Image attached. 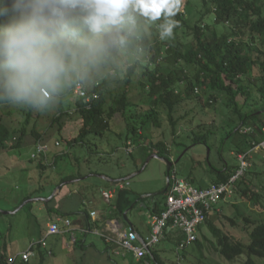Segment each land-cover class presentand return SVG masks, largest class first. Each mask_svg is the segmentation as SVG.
Instances as JSON below:
<instances>
[{
    "label": "trees",
    "instance_id": "obj_1",
    "mask_svg": "<svg viewBox=\"0 0 264 264\" xmlns=\"http://www.w3.org/2000/svg\"><path fill=\"white\" fill-rule=\"evenodd\" d=\"M184 6L186 9L193 6L196 14L191 15L189 9V16L185 15L186 10H184L185 14L180 12L177 20L180 21L181 27L175 29V39L171 42H162L154 38L150 48V61L142 67V80L139 82V87L145 95L143 101L145 106H143L148 109L140 113L139 109L143 106L133 104L130 99L129 90L133 83V76L136 74L130 73L126 79L118 82L122 84V89L115 96H112L113 91L109 89L113 85L102 84L91 89V94L97 93L98 98L90 106L78 98L76 111L81 119L79 132L73 137L63 135L60 137L66 140L70 148L80 145L85 152L90 154L95 152L99 155L95 148L98 145L92 142L91 137H104L112 130L111 123L119 115L124 118L126 124V134H119L121 145L125 148L130 145L134 147V150L127 154L138 171L145 166V160L152 154L171 161L173 153L171 147L175 144L176 147L185 149L188 147L183 143L185 140L190 139L192 145H203L210 150L215 148L217 141L219 150L230 140L228 142L231 143L236 159L240 154L251 152L247 158L250 167L236 184L234 193L253 200L255 205H259V194L252 192L245 181L249 178L247 175L250 169H255L251 164L254 148L264 139V0H187ZM210 15H214L212 23L206 22ZM220 26L225 27L224 32H219ZM240 97L244 98L242 105L239 102ZM220 98H224L222 103L227 108L228 115L221 126V136L218 140L216 137L219 131L213 128L216 127L213 124L212 127L198 124L199 130L185 136L182 140H176L180 137V123L186 121L192 112L179 115L178 111L183 110L186 103L198 106L203 112ZM3 106L5 105H0V108ZM136 110L140 113L139 117ZM35 112L30 109L25 112V120L19 130L12 127L3 117L0 118V153L8 149H20L25 137L30 135L34 137L36 143L42 142L43 134L37 130L36 121L43 112ZM162 114H166L168 118L174 141L171 144H168L166 140L150 144L148 141L151 140L152 128L162 127ZM68 115L69 113L63 109V103H61L58 106V112L52 118L50 127L60 126L62 119ZM247 128H251L253 132H246ZM13 142L14 144L11 145ZM117 148H119L118 145ZM260 151L264 153V150L260 149ZM136 153L143 159L140 164H138ZM58 157L53 166L57 165ZM262 157L264 159V155ZM46 159L43 156L31 157V162L36 163L35 166L37 165L41 174L40 178L48 180L45 174L53 168L48 165ZM92 161L90 159L89 164ZM203 162L204 160L200 159L198 165H202ZM253 163L256 162L253 161ZM239 167V160L235 164L224 162L220 168L211 165L210 171L214 174L211 183L227 182ZM174 170L175 167H171L170 173L172 174ZM90 174L100 175L101 173L93 170L88 173L79 171L63 177L58 186L66 181L79 180ZM186 180L193 183L191 177ZM44 189L45 187L40 190ZM167 194L168 192H165L155 197L141 198V195H134L128 188L120 189L116 193L114 202H110L108 218H117L123 222L124 213L130 210L128 212L130 219L131 212L141 203L149 210V215L160 213L165 209ZM32 197L30 195L24 198L20 204ZM224 202L220 203L222 205H219V210H214L204 223L216 240L215 251L225 259L223 264H264V219L252 220L250 216L238 211V208L234 217H231L226 213ZM259 207L264 206L260 204ZM25 208L30 209L32 205L29 204ZM49 212L61 214V210L55 208L50 209ZM83 214L90 230L99 226V222H92L90 212L84 210ZM217 220H227L231 230L225 231L223 227L216 224ZM238 227L249 237L248 243L242 236L235 233ZM201 232L202 227L199 233ZM203 237L204 240H209L204 234ZM39 238L43 239V232L40 233ZM181 239L182 236L178 233L175 239L168 237L165 240L175 241L178 247ZM194 244L196 249L202 251L203 244L199 238ZM105 245L108 246L106 243ZM157 246L140 264H145L146 261L149 264H167ZM33 250L35 256L30 260H23L21 256H10L6 242L0 243V264H42L48 252L39 244H36ZM240 260L245 262L239 263ZM133 263L135 260L131 257L130 264Z\"/></svg>",
    "mask_w": 264,
    "mask_h": 264
},
{
    "label": "rangeland",
    "instance_id": "obj_2",
    "mask_svg": "<svg viewBox=\"0 0 264 264\" xmlns=\"http://www.w3.org/2000/svg\"><path fill=\"white\" fill-rule=\"evenodd\" d=\"M186 1L187 0H185V3ZM188 9L191 12V15L196 14L195 8L193 6H189ZM188 9L183 6L181 13L185 14L184 10H186L185 15L189 16L190 14L188 13ZM175 19H177V16ZM213 19L214 15H210L206 19V22L212 23ZM227 27L228 25L226 28ZM224 31L225 27L220 26L219 32ZM191 39L192 38H190V40ZM184 40L187 39L184 38ZM141 77V71L133 76V83L129 90V97L133 104L145 106V103H143L145 95L139 87V82L142 80ZM117 84L118 82L109 87V89H112L113 91L112 96H115L122 89V84H118V86ZM222 100H224V98H220L219 101L214 103L212 107L207 108L203 112L198 106H193L191 103H186V105L183 106V110L180 109L178 111L179 115H186L187 112H192L189 114V117H187L186 121H182L180 123V137H177L176 140H182V138H185V136L199 130L198 124H204L211 127L213 124L216 126L217 128H213L218 129L219 131L218 136L216 137L218 140L221 136V126H223L224 121L227 120L226 116L228 115V110L223 105ZM77 101L78 97L75 95V92L72 91L69 93L67 99L62 102L63 109L66 110L69 115L62 119L60 126L56 125L55 127H50L53 116L58 112V107H56L54 110L43 112L36 121L37 130L43 134V143H48L50 146H53V148H56L54 145L56 142L61 143V147L58 148L59 151H57V153H53L55 150L52 148L53 150H50L46 160L48 165H51V168L56 166L54 169H49L45 174L48 179L53 178L51 180L52 182L46 178H40L41 174L36 167L37 165L34 166L36 163L31 162V155L32 152H34L32 147L27 146L18 150L11 149V151H7L8 153L10 152L9 154L0 157L1 211L14 212L19 207V205H21L20 203L22 202L23 198L28 195H32V198H49L50 192L53 191L54 185H56L54 184L55 182H59L60 179L65 175H70L79 171L88 173V166L91 170L100 172L101 174L110 177L115 181L120 180V178L124 179L130 174L132 175L137 173V175L132 176L128 180L130 183L128 189L131 190L134 195L144 196L153 194L156 196L160 194L161 190L165 189L167 181V165L161 159L154 157L153 154L150 155L145 160V168H142V171H138L135 163L132 161L125 149L122 150L121 146L116 149V146L121 145L122 143L120 138L121 135L119 136V134H126V124L124 122V118L120 117L119 115L116 116L115 121L111 123L112 130H110L104 137H91L92 142L99 146V149L95 147L98 152H100L99 155H92L93 153L90 154L85 152V149L83 150V147L80 145H74L72 147L73 152H71L69 155L64 153V150L69 151L70 148L66 144V140L60 136H76L81 126V119L76 111ZM239 102L242 105L244 103V98L240 97ZM144 106L139 109L140 113H144L148 109ZM28 110L29 109L5 105V107L0 111V118L3 117L12 127L19 130L25 120L24 114L25 112H28ZM139 112H136L138 117L140 114ZM161 121V128H152L150 135L151 140L148 141V143L155 144L161 140H166L168 144H171V142L174 141L166 114H162ZM16 138H18L17 134ZM34 141L35 140L32 136H27L25 143L27 145ZM228 141L219 150L217 146L218 141L215 144V148L213 147L212 150L206 149V147L203 145H192L190 139L183 142L188 146L185 149L176 147L174 144L171 148L177 159L175 163L176 172L184 179L191 177L195 187L209 186L212 179L214 178V174L210 171L211 165L216 168H220L224 165V162H228L230 164L237 163L235 153L232 154L233 148L230 145L231 143ZM12 144H14V142L11 143V145ZM115 149V153L112 154L113 150ZM57 155H59L57 165L53 166V160ZM263 155L264 153L261 152L260 149L254 151L251 164L253 167H255V169H250L251 171H249L247 175L249 178H247L245 182L247 185H249V188H251L252 192L259 194V205L262 204L264 206ZM48 158L50 160H48ZM136 158L138 160V164L143 161L139 154L136 155ZM90 159L93 160L92 163L94 164H92V168L90 167L91 164H89ZM200 159L204 160L202 165H198V161ZM253 161L256 163L254 164ZM32 166L34 168H32ZM24 167H29L31 169L28 171V173H22L21 168ZM89 177L68 185L69 190L80 189L82 201L85 203L81 204L78 208L82 211H90L92 208H94L101 213H109L108 211H110L111 207L106 201L105 194H108L109 190L117 189V183L105 181L97 177ZM47 181H49L48 184L46 185L45 189L41 191V184H46ZM97 185L99 187H97ZM93 187L94 189H92ZM113 202L114 200H112V203ZM30 205L36 209V215L39 218V224H45L48 218L47 214L45 211H37L43 206V203L34 202ZM221 205L222 204H220V206ZM224 205L227 209L226 213L231 217H234L238 208V211L245 214L246 216H250L252 220L264 219V207L261 208L259 205H255V201H251L248 198H243L238 193H234L231 197H228L225 200ZM144 206L145 205L141 203L130 214L131 222L134 224V226L142 231H144L147 227V222L149 221L150 217L147 208ZM216 224L223 227L227 232L231 230L227 220H217ZM38 228V224L32 219V217L28 215V209L26 208L22 209L16 214L5 215L0 212V243L6 242L9 248L10 256H16L18 252L27 251L32 240H37ZM235 231V233L243 237L246 243L249 242V237L241 230L240 227L235 229ZM203 234L209 238L208 241L204 240ZM177 235L178 232L175 231H170L167 234L168 237H172L174 239ZM165 239L162 240V242L157 247H159L160 255L167 264H223L225 262V259L215 251L214 244L216 240L213 237L211 230L205 225L202 226V232L199 233V240L203 244L202 251L196 249L194 244L186 251L179 252L175 241H166ZM52 240L53 239H51V241ZM89 240L94 241L100 251H103L106 248V245L103 243V241L93 235L90 236ZM71 252L72 251L70 249L63 247L62 244L55 245L54 254H46V259L42 264H75V257L80 259L81 255L83 254L80 251H76L73 254L75 256L74 257ZM117 258V262L122 264L127 262L126 264H130V260L124 261L119 257ZM79 259L77 260V263L84 264L83 262H80ZM84 262L89 264L87 259L84 260ZM240 262L244 263L245 261L240 260L239 263Z\"/></svg>",
    "mask_w": 264,
    "mask_h": 264
},
{
    "label": "clouds",
    "instance_id": "obj_3",
    "mask_svg": "<svg viewBox=\"0 0 264 264\" xmlns=\"http://www.w3.org/2000/svg\"><path fill=\"white\" fill-rule=\"evenodd\" d=\"M185 0H0V105L48 112L114 85L175 39Z\"/></svg>",
    "mask_w": 264,
    "mask_h": 264
},
{
    "label": "built area",
    "instance_id": "obj_4",
    "mask_svg": "<svg viewBox=\"0 0 264 264\" xmlns=\"http://www.w3.org/2000/svg\"><path fill=\"white\" fill-rule=\"evenodd\" d=\"M74 92L79 99L89 106L98 98L97 93L91 94V90ZM251 131L253 132L251 128L246 129V132ZM55 146L59 148L61 143L56 142ZM258 149L264 150V139L254 148V150ZM50 150L51 146L48 143H37L31 157L43 156L47 158ZM132 151L133 146L130 145L126 152L131 153ZM249 153L239 155L240 167L227 182L212 183L206 188L195 187L186 179L181 178L175 171L172 172L169 179L168 194L165 199V209L160 213L149 215V234L146 238L141 237L135 229H126L120 222L111 218L103 220V228L95 226L92 230L86 228L83 232L100 237L109 246H117L116 250L113 249L115 255L125 257L128 254L137 264L143 262L170 231L181 234L182 239L179 240L177 248L179 251L186 250L198 240L200 228L204 225L208 216L214 210H219L220 203L234 194L236 184L250 167L247 159ZM129 185V181L118 183L120 189L128 188ZM90 215L93 223L99 222L104 217V214L95 209L90 212ZM70 229H72V220L62 218L48 225L46 235H59ZM72 240L73 242L76 241L74 235ZM36 244L46 247L47 241L43 238ZM36 244H32L29 250L21 255L23 260H30L34 257L33 248ZM145 264H149V262L146 261Z\"/></svg>",
    "mask_w": 264,
    "mask_h": 264
},
{
    "label": "crops",
    "instance_id": "obj_5",
    "mask_svg": "<svg viewBox=\"0 0 264 264\" xmlns=\"http://www.w3.org/2000/svg\"><path fill=\"white\" fill-rule=\"evenodd\" d=\"M5 106H3V108H4ZM3 108H0V111H1V109H3ZM31 136V135H30ZM27 138V137H26ZM26 138L23 140V144H22V146L20 147V148H23V147H27V146H29V147H32V149H33V151L35 150V146H36V140L34 141V142H31L30 144H27L26 145V143H25V140H26ZM34 138V137H33ZM96 144V143H95ZM55 145V144H54ZM97 145V144H96ZM119 147L121 146L122 147V150L123 149H125V151H126V149L127 148H125V147H123L122 145H118ZM56 147V146H55ZM99 147V146H98ZM97 147V148H98ZM53 146H51V151L54 149L55 151L53 152V153H57V151H59L58 150V148L56 147V148H53ZM70 148V147H69ZM99 149V148H98ZM13 150V149H12ZM18 150V149H17ZM133 150H134V147H133ZM7 151H11V149H8V150H5V151H3L2 153H0V157H2V156H6L7 154H9ZM62 151V150H61ZM71 152H73V149H72V147L70 148V150L69 151H65L64 150V153H67L68 155L71 153ZM50 153V152H49ZM100 153V152H99ZM115 153V150L112 152V154H114ZM32 154H33V152H32ZM94 155H97L95 152L93 153ZM232 154H234V153H232ZM32 156V155H31ZM57 156H59V155H57ZM57 156H55V158H54V160H53V164H54V162L57 160ZM54 157V156H53ZM63 157H65V156H63ZM47 160V159H46ZM45 160V161H46ZM48 160H50L49 158H48ZM170 161V160H169ZM176 161H177V159H176V157H175V154H173L172 153V158H171V162L173 163V165H172V167L174 166L175 167V163H176ZM178 163V162H177ZM237 163H238V159H237ZM93 163H91V165H90V167L92 168L93 167V165H92ZM35 166V165H34ZM56 167V166H55ZM55 167H53V169L55 168ZM32 168H34L33 166H32ZM31 168H29V167H24V168H21V170H22V173H28V171L30 170ZM87 170H88V172L89 171H91V169L89 168V166L87 167ZM175 172H176V169L174 170ZM173 171V172H174ZM170 172H171V170H170ZM139 173V172H138ZM177 173V172H176ZM170 174L171 173H169V176H170ZM178 174V173H177ZM135 175H137V173H135V174H130V175H128V176H126L124 179H122V178H120V180H117V181H115L114 179L112 180L110 177H107V176H105V175H103V174H100V175H89L90 177H97V178H100V179H103V180H105V181H110V182H116L117 183V185H118V183L119 182H121V181H128L132 176H135ZM179 175V174H178ZM65 176H67V175H65ZM65 176H63V177H65ZM89 176H86V177H84V178H82V179H79L78 181H80V180H84V179H86V178H88ZM101 176H103L104 178H102ZM167 176H168V172H167ZM89 177V178H90ZM182 178V177H181ZM53 179V178H52ZM51 178H49L48 180L49 181H51L52 180ZM62 179V178H61ZM60 179V180H61ZM184 179V178H183ZM49 181H47L46 182V184H41V187H40V189L41 188H43V187H46V185L48 184V182ZM52 182V181H51ZM188 182H190V181H188ZM58 183L59 182H55L54 184H56V185H54V190H53V192H52V194L49 196V198L53 195V193L56 191V189H57V187H59L58 186ZM72 183H74V182H72ZM72 183H69V184H62V185H60L61 186V190H60V192L56 195V196H54L50 201H48V202H45V201H38V202H42L43 203V206L42 207H40L37 211L38 212H40V211H45V213L47 214V220H46V223L45 224H39V218H38V216L36 215V209L34 208V207H32V208H30V209H28V215L30 216V217H32V219L38 224V226H39V228H38V234H37V240L36 239H33L32 240V242H31V244H30V246L32 245V244H36V242L38 241V240H41L40 238H39V235H40V233H42L43 232V238H45L46 239V241H47V246L46 247H42L43 249H45L47 252H48V255H53L54 254V246L55 245H58V244H62L63 245V247H66L67 249H70L72 252V255L74 254V252H76V251H80V252H82V254L83 255H81V257H80V259L78 258V257H75L74 255V257L76 258V261H75V264H78L77 263V260L79 259L80 260V262H83L84 264H86V262H84V260H86L87 259V261L89 262V264H122V263H120V262H117L116 261V258L117 257H119V258H121L122 260H124V261H129L130 259H131V257H130V255H128L127 254V256H125V257H123V256H117V255H115L114 253H113V249L114 250H116L117 249V246H106V248L102 251H100L99 249H98V247H97V244L94 242V241H92V240H89L90 239V236L91 235H93V236H95V237H97V238H99L100 240H102L103 241V239H101L100 237H98V236H96V235H94V234H92V233H86V234H83L84 232V230L86 229V228H88V226H87V222H86V217H85V215L83 214V211L81 210V209H79L78 207L81 205V204H84L85 202L84 201H82V198H81V192H80V189H74V190H69L68 189V185H70V184H72ZM191 183V182H190ZM193 184V183H192ZM212 184V183H211ZM210 184V185H211ZM166 185H167V181H166ZM209 185V186H210ZM97 187H99L98 185H97ZM208 187V186H207ZM165 188H166V186H165ZM92 189H94V187L92 188ZM118 190H120V188H119V186L117 187V189H113V190H109L108 191V194H105V198H106V201L110 204V202L112 201V200H114V198H115V196H116V193H117V191ZM164 191V189L163 190H161V192H160V194L162 193ZM28 196H30V195H28ZM28 196H26V197H28ZM144 196H146V195H144ZM148 197H155L153 194L152 195H147ZM157 196V195H156ZM26 197H24V198H26ZM142 197V196H141ZM23 198V199H24ZM31 199V198H30ZM26 201V200H25ZM81 202H83V203H81ZM31 204V203H30ZM29 205V204H28ZM20 206V205H19ZM27 206V205H26ZM25 208V207H24ZM23 208V209H24ZM52 208H55V209H60L61 210V214H55V213H50L49 212V210L50 209H52ZM92 210H94V208H92L90 211H88V212H91ZM96 210V209H95ZM148 210V209H147ZM37 212V213H38ZM108 212H110V211H108ZM148 212H149V210H148ZM63 214V215H62ZM102 214H104L103 212H102ZM108 214L109 213H106V214H104V217H103V219H101V220H99V226L100 227H102L103 228V220L105 219V218H108ZM130 217V216H129ZM62 218H64V219H71L72 220V229H70V230H68L67 232H64V233H62V234H59V235H53V236H47L46 235V233H47V229H48V225L50 224V223H52V222H57L58 221V219H62ZM108 219H110V218H108ZM123 219H124V215H123ZM129 219V218H128ZM114 220L115 221H118V222H120L123 226H124V228H126V229H129L130 228V226L128 225V223L125 221V219H124V221L122 222V221H120V220H118L117 218H114ZM130 220V219H129ZM131 221V220H130ZM132 223V222H131ZM62 225V224H61ZM132 225H133V227H134V229L139 233V235L141 236V237H143V238H146L147 236H148V234H149V225H148V222H147V227L145 228V230L144 231H142V230H140L139 228H137L136 226H134V224L132 223ZM75 236L76 237V241L75 242H73V240H72V236ZM51 239H53L52 241H51ZM35 241V242H34ZM103 243H104V241H103ZM105 244V243H104ZM30 246H29V248H30ZM35 247V246H34ZM29 250V249H28ZM27 250V251H28ZM27 251H23V252H18L17 254H16V256H21L23 253H25V252H27ZM34 253H35V251H34ZM35 256V255H34ZM33 258V257H32ZM118 259V258H117ZM119 260V259H118ZM127 263V262H126ZM126 263H124V264H126ZM136 263V262H135ZM137 264V263H136Z\"/></svg>",
    "mask_w": 264,
    "mask_h": 264
},
{
    "label": "water",
    "instance_id": "obj_6",
    "mask_svg": "<svg viewBox=\"0 0 264 264\" xmlns=\"http://www.w3.org/2000/svg\"><path fill=\"white\" fill-rule=\"evenodd\" d=\"M153 155H154V157L161 159L167 165V172H168L167 185H166V188L164 189V191L162 192V193H165V192L168 191V188H169V183H170L169 182L170 181L169 180L170 179L169 173H170V170H171V167H172L173 163L171 161L167 160V159L160 158L157 154H153ZM144 168H145V166L143 167V169ZM101 177L104 178L103 176H101ZM77 181L78 180L66 181L64 184H69V183L77 182ZM60 190H61V186L57 187L56 191L53 193V195L50 198H31V199H27L14 212H4V211H1V210H0V212L5 214V215L16 214V213L20 212L26 205H28L30 203H34V202H38V201H45V202L50 201L54 196H56L60 192ZM146 197H148V196L147 195L146 196H142L141 198H146ZM129 211L130 210H128L127 212L124 213V219L128 223V225L130 226V228L134 229L131 221L128 219V212Z\"/></svg>",
    "mask_w": 264,
    "mask_h": 264
}]
</instances>
